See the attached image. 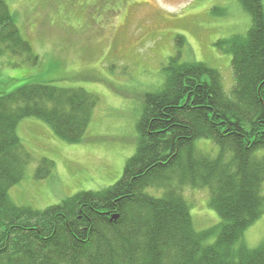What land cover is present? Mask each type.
<instances>
[{
    "label": "trees",
    "instance_id": "obj_1",
    "mask_svg": "<svg viewBox=\"0 0 264 264\" xmlns=\"http://www.w3.org/2000/svg\"><path fill=\"white\" fill-rule=\"evenodd\" d=\"M237 2L248 28L215 44L231 57L230 92L218 70L182 58L185 38L176 35L163 86L143 97L136 151L120 180L101 191L79 192L44 210L10 200L33 162L17 134L20 122L39 120L60 140L78 144L99 99L43 83L0 88V264H264V241L253 249L244 242L264 215V5ZM210 14L226 11L214 7ZM6 59L11 67L39 63L0 0V61ZM200 141L210 142L209 152ZM53 167L41 159L35 178L46 179ZM186 187L207 192L215 224L195 229Z\"/></svg>",
    "mask_w": 264,
    "mask_h": 264
},
{
    "label": "rangeland",
    "instance_id": "obj_2",
    "mask_svg": "<svg viewBox=\"0 0 264 264\" xmlns=\"http://www.w3.org/2000/svg\"><path fill=\"white\" fill-rule=\"evenodd\" d=\"M21 35L39 63L11 67L0 61V88L24 83L79 88L98 97L84 140L69 144L36 119L20 122L17 134L33 162L9 191L17 206L44 210L79 192L101 191L123 175L138 145L143 97L164 83L162 68L183 36L182 58L219 71L223 89L234 85L231 57L215 46L220 38L244 34L250 24L237 0H5ZM264 5V0H262ZM214 7L226 16H211ZM7 62V63H6ZM210 142L198 147L209 152ZM215 147L211 151L215 152ZM210 151V153H211ZM54 163L52 173L35 178L37 163ZM195 229L218 221L204 190H184ZM264 241V215L244 235L250 249Z\"/></svg>",
    "mask_w": 264,
    "mask_h": 264
}]
</instances>
